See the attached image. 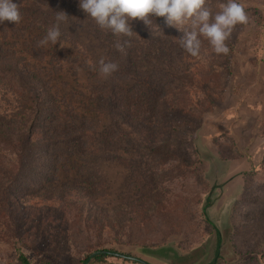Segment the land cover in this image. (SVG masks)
Listing matches in <instances>:
<instances>
[{
  "label": "rangeland",
  "instance_id": "rangeland-1",
  "mask_svg": "<svg viewBox=\"0 0 264 264\" xmlns=\"http://www.w3.org/2000/svg\"><path fill=\"white\" fill-rule=\"evenodd\" d=\"M23 2L25 15L12 28L24 27L34 17L56 24V12L64 11L69 19L59 25L60 41L38 46L43 39L41 30L32 28L25 37L3 42L2 25L0 52L17 54L19 59L12 64L34 71L40 79L45 65L41 63V48L47 60L65 65L63 74L54 78V86L62 88L58 98L66 104L55 119L81 127L83 114H87L94 140L83 147L50 142L52 162H33L14 184L9 176L0 177V188L17 194L12 205L16 217L9 219L0 210V264H21L22 254L31 264H83L99 250L149 264H212L215 259V264H264V0H242L249 22L235 27L226 42L228 55L215 54L202 39L201 55L193 59L187 55L177 65L181 70L196 65L200 71L197 80L211 85L209 98L201 88L185 89L186 104L200 101L203 108L193 106L182 127L170 131L173 126L168 123L158 131L161 138H172L171 144L185 164L191 163L189 168L178 159L159 164L148 150V139L123 120L84 110L89 101L78 92L108 79L98 71L99 61L105 60L109 51L96 40L95 21L83 10H66L60 0ZM221 2L225 0H209L206 6L215 12ZM179 31L161 35L168 37ZM64 37L71 38L70 44L62 41ZM72 41L78 47L74 48ZM82 46L88 48L86 53ZM151 68L157 74L165 68L172 71L161 63ZM210 71L214 72L212 79ZM62 82L68 84L66 88ZM18 106L0 91V113L11 115ZM74 110L78 120L67 116H73ZM41 118L48 124L44 126ZM52 120L46 113L35 116L36 136L43 129L53 132ZM116 125L135 140L129 150L116 151L114 144L102 139ZM208 154L227 163L237 161L241 166L238 174L219 175L222 168L213 166ZM3 162L9 165L8 158ZM16 166L14 162L3 168L11 171ZM65 188L70 190L65 198H74L76 207L63 205L67 201H61V191ZM97 211H104L106 218L97 219L95 224ZM115 211L121 212L120 218L115 217ZM205 215L221 235L219 258L215 256L218 239ZM106 256L89 264H141Z\"/></svg>",
  "mask_w": 264,
  "mask_h": 264
},
{
  "label": "trees",
  "instance_id": "trees-1",
  "mask_svg": "<svg viewBox=\"0 0 264 264\" xmlns=\"http://www.w3.org/2000/svg\"><path fill=\"white\" fill-rule=\"evenodd\" d=\"M23 1L13 0L14 3L19 4L22 15H25L26 5ZM60 1L63 3V7L66 6V10H82L79 8V0ZM89 18L94 21L91 17ZM131 24L133 31L137 34L134 33L131 38H123L130 40V46L126 47L124 52H120L114 47L117 38L110 31L101 30L97 25H94L96 40L103 42L104 47L108 48L109 51L105 62L116 63L118 71L109 76L107 81L94 84L90 86L89 90L78 92L83 98H88L89 104L84 107V110L99 115L107 113L123 120L127 126L134 128L144 139H148L150 142L148 150L156 156L155 159L159 164L165 165L171 160L178 159L184 167L189 168L190 165L187 164L191 163L187 161L188 163L185 164L186 160L181 158L176 146H172V138H161L158 131L168 123L173 126L170 131H174L182 127L187 116L192 115L193 106L195 109H202L204 103L200 101H192L191 104H186L184 100L185 89L188 90L189 87L190 89L201 88L209 98L210 82L206 86L202 81L197 80L200 71L197 70L196 65L194 69L181 70L177 67L189 54L185 52L178 41V38L183 35L181 31L168 37L161 35V33L178 30L176 27L166 24L163 17H155L151 27L146 26L139 20H133ZM2 25H5V29L2 30L1 40L8 42L10 38L20 39L25 37L26 33L32 28L41 30V38H44L54 22L49 19L34 17L30 19L28 25L21 28L13 29L12 27L17 25H13L8 21L0 23V26ZM10 27L11 30L9 31ZM70 40L71 38H62V41H65L66 44H70ZM72 43L74 48L78 47L75 41H72ZM48 44L52 45L51 42ZM92 46L93 44H91ZM51 49L53 50V58H55V48L52 46ZM82 49L84 53L88 50L86 46H82ZM17 59L19 57L15 53L5 56L0 52V91L6 99L12 98L19 105L18 110L11 115L0 113V177L9 176L13 184L19 177L26 175V167H31L33 162H52V160L49 161L53 157L51 155V145L53 143L50 142L61 141L57 144H74L83 147L87 145L88 141L94 140V132H91L87 125V114H83L85 119L84 125L81 127L71 126L66 122L62 123L59 117L55 119L57 115H60L63 105L66 104L65 100L62 102L58 98L59 91L62 88L54 86V78L62 75L66 66L59 62L55 63L52 59L47 60V53L41 48V63L45 65L41 67L43 77L40 79L34 71H29L27 68L21 69L17 64L13 65L12 62ZM160 63L165 64L169 69L172 68V71L165 68L157 74L151 67ZM212 73L214 72L210 71V79H212ZM75 76L77 79L78 72ZM62 85L66 88L68 84L62 82ZM188 106L189 108H187ZM203 111H206V109ZM41 113H46L53 118L50 122L53 132H45L43 129L38 137L35 134L33 119ZM74 113L75 110L71 113L73 116L69 114L67 116L72 120H78L79 116ZM197 119L199 121V117ZM41 120L44 126L48 124L46 118H41ZM193 121H196V118ZM120 129L116 125L113 132L101 138L114 144L112 149L116 151L129 150L135 140L128 137L125 132H121ZM4 158H8L9 165L4 164ZM120 161L124 165H128L125 159L120 158ZM14 162L17 165L15 169L10 171L3 168V166L11 167ZM196 163H200V161ZM66 192H70V190L65 188L61 191V201H67L63 202V205L67 209L76 207L74 198H65ZM13 193H15V190L9 193L8 189L0 188V210L9 219L17 215L12 210L14 209L12 205L15 204L13 200L17 196ZM121 215L120 211H115V217L120 218ZM205 217L212 224L206 215ZM103 218H106V213L97 211L95 224ZM212 226L218 239V250L215 256L219 258L222 239L219 230L213 224ZM106 257V255H99L93 260L100 262ZM21 264H31L23 254L21 255Z\"/></svg>",
  "mask_w": 264,
  "mask_h": 264
},
{
  "label": "clouds",
  "instance_id": "clouds-1",
  "mask_svg": "<svg viewBox=\"0 0 264 264\" xmlns=\"http://www.w3.org/2000/svg\"><path fill=\"white\" fill-rule=\"evenodd\" d=\"M208 3L209 0H79V8L101 30L110 31L117 38L114 47L120 52L130 46V40L123 38L137 34L131 21L139 20L151 27L155 17H163L166 24L183 33L178 41L190 56L201 55L202 39L215 54L228 55L230 49L226 42L231 39L235 27L249 22L245 4L242 0H225L218 3V10L213 12L206 6ZM22 19L19 4L13 0H0V23L8 21L17 25ZM55 19L56 24L48 29L38 46H46L49 42L55 45L60 41L59 25L69 16L58 11ZM98 71L102 78H107L118 71V65L101 59Z\"/></svg>",
  "mask_w": 264,
  "mask_h": 264
},
{
  "label": "crops",
  "instance_id": "crops-1",
  "mask_svg": "<svg viewBox=\"0 0 264 264\" xmlns=\"http://www.w3.org/2000/svg\"><path fill=\"white\" fill-rule=\"evenodd\" d=\"M209 151H212L211 153H213V150L211 148L209 149ZM208 156H209V158L212 159L211 162L213 163V166H215L216 168H222L221 173L218 172L219 175H221V176L227 175V176L231 177V174H233L232 176H235L238 174L237 171H238V169H240L239 167H241V166H240V164H237V161H230L231 163H227V162H223L221 159H216L214 157H210L209 154H208ZM206 157L207 156H205V158ZM202 158H204V157H202ZM241 163H243V162H241Z\"/></svg>",
  "mask_w": 264,
  "mask_h": 264
},
{
  "label": "water",
  "instance_id": "water-1",
  "mask_svg": "<svg viewBox=\"0 0 264 264\" xmlns=\"http://www.w3.org/2000/svg\"><path fill=\"white\" fill-rule=\"evenodd\" d=\"M99 255L118 256V257H121V258L126 259V260H130L133 262H139L141 264H149V263H147L143 260H140L138 258L127 256V255H121L119 253L111 252L108 250H99V251L92 253L83 264H89L96 256H99ZM215 263H216V260L213 264H215Z\"/></svg>",
  "mask_w": 264,
  "mask_h": 264
}]
</instances>
